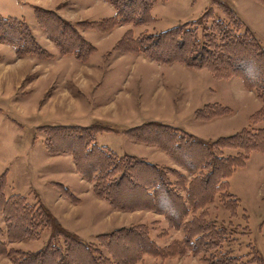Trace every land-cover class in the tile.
Here are the masks:
<instances>
[{
    "label": "trees",
    "instance_id": "1",
    "mask_svg": "<svg viewBox=\"0 0 264 264\" xmlns=\"http://www.w3.org/2000/svg\"><path fill=\"white\" fill-rule=\"evenodd\" d=\"M106 1L113 5L115 13L100 21L72 22L55 10L33 8L40 28L58 47L59 54L85 62L96 47L82 35L79 27L108 32L119 24L136 27L155 21L151 11L157 0ZM257 1L264 4V0ZM212 4H217L220 13L210 6L198 18L159 32L135 36L130 29L114 50L141 54L162 64L179 62L191 68H207L217 78H242L245 86L262 101L261 107L250 116L248 127L215 140L201 139L159 121L145 122L125 131L133 140L164 150L181 168L157 165L131 154L118 155L109 147L98 145L100 133L117 130L104 122L41 127L47 152L69 154L76 171L92 182L98 197L116 210L142 208L160 212L169 228L180 229L182 240L175 239L160 247L152 240L149 226L138 224L98 235L100 245L87 242L65 228L37 193L34 203L22 194L6 196L7 179L3 173L0 211L6 227L0 224V256L9 257L14 264H113L114 261L129 264L139 261L141 252L170 259L189 250L191 255L202 253L200 259L208 264L247 263L237 255H228V251L220 257L208 254L211 248H219L232 230L207 220L204 207L218 198L230 215L236 216L240 199L230 192L228 179L247 164L252 152L264 154V124L255 127L264 122V45L231 3L212 0ZM0 41L14 46L19 57L34 55L48 60L54 56L40 44L22 18L0 16ZM230 111L219 104H206L196 111L195 117L210 120ZM226 149L237 152L226 155ZM61 188L65 196L77 201L67 187ZM245 217L248 219L247 214ZM44 231H48V238L38 250L24 251L9 246L14 241L38 240ZM257 251L260 264H264L262 254Z\"/></svg>",
    "mask_w": 264,
    "mask_h": 264
},
{
    "label": "rangeland",
    "instance_id": "2",
    "mask_svg": "<svg viewBox=\"0 0 264 264\" xmlns=\"http://www.w3.org/2000/svg\"><path fill=\"white\" fill-rule=\"evenodd\" d=\"M37 1L39 2V0H0V16L25 19L35 30L39 42H47V39L52 41L45 35L46 32L40 29L36 21L34 6L30 2ZM223 1L228 2V0ZM209 4L215 8L214 12L220 13L217 10V4H212V0L211 2L210 0H157L153 9V14L158 17L156 23L128 27L135 36L142 32H159L180 24L179 20L186 21L199 17ZM208 19L211 20L210 17ZM116 35V33L113 34L114 37ZM109 37L107 36V39ZM111 53H106L104 57L97 60L104 67L101 68L98 74L99 80H97V82L102 81V84L95 92L98 94L99 100L113 98L111 103L108 102L110 106L116 104L117 101L123 102L125 99L122 94L125 93L123 89H126L127 93L131 90L135 96H142L144 104L147 105L150 101L154 104V106L149 104L153 106L152 110H149L144 116H157L162 121L188 130L195 128L196 132L207 140L232 135L241 131L243 127H248V113L261 106L262 101L259 98L256 100L243 98L248 94L255 97L254 91L241 93L240 101L232 99L235 94H240L236 85L225 79L214 78L206 69L194 70L177 63L159 64L150 61V59L145 61L141 56L133 55H128L133 58L129 63L128 61L122 62L118 58L110 61L114 55ZM57 56L48 60L40 59L34 55L19 57L15 53L14 46L0 41V176L3 173L6 175L8 193L29 191L25 196L31 203L36 200L34 190L42 193L46 186L51 191L61 193L63 192L61 186L60 190L51 182L74 184L76 181L72 179V174L76 169H72L71 161L60 165L54 160L55 158L57 161L66 159L67 153L50 154L46 151L41 127L48 124L62 125L70 122L71 119L65 118L67 115L65 111L69 109V111L79 112V106L87 103L84 101V97L86 91H89L91 87L84 86V83H87L86 80H90L91 75L97 71L93 69L94 67H91L90 70L88 66H82L84 72L76 70L71 65L74 61L72 58H62L59 57V54ZM105 61L111 62L110 67L105 66ZM59 79H65L61 86L58 82ZM239 81L241 82V80ZM223 100L230 102L236 111L232 119L226 120L228 118L224 116L219 117L213 124L195 119L196 108H201L208 103H221ZM90 110L92 113L96 112V109ZM232 120H235V123H231ZM263 124L264 122H260L255 127ZM200 129L202 130L199 131ZM105 137L109 136L104 135L99 138L100 145L105 143ZM122 144L124 145V142ZM236 152L233 149H226L225 154L230 155ZM169 167L181 168L176 164ZM229 181L230 192L241 201L240 208L237 209L236 216H232L218 198L204 207L208 212L207 220H214L219 225H224L226 229L232 230L229 231L227 239L220 242V247L211 248L208 254L213 253L220 257L222 253L228 251V255L230 253L237 255L236 257L247 261L246 264H260L257 255L259 254L258 247L264 255V237L262 238L258 228L264 220V154L258 151L252 152L246 167L237 169ZM72 189H76L75 185ZM88 190H91L90 186ZM132 213H138V211ZM132 213L129 216L130 221L141 218L133 216ZM246 214L248 219L245 217ZM139 220L142 222L141 219ZM148 224L152 227V236L162 239V244H168V241H171L167 224L164 227V223L161 225L155 221ZM89 226L87 232L110 230L108 227L97 228L93 224ZM178 230L179 235L174 239L182 240V233H180V229ZM251 230H253L254 239ZM48 234V231H44L38 241L27 242L29 248L35 249L41 246L48 238ZM92 242L100 245L98 239ZM162 244H159L160 247L165 246ZM9 246L12 247L11 243ZM14 248H18V246H14ZM136 248L137 246H135V251H137ZM34 249L33 251H35ZM103 252L107 255L104 247ZM186 252L170 259L144 257L141 252L140 260L129 264H208L200 259L202 253L193 254V258H189V250ZM2 259V262L9 264L8 258ZM113 264L123 263L114 261Z\"/></svg>",
    "mask_w": 264,
    "mask_h": 264
},
{
    "label": "crops",
    "instance_id": "3",
    "mask_svg": "<svg viewBox=\"0 0 264 264\" xmlns=\"http://www.w3.org/2000/svg\"><path fill=\"white\" fill-rule=\"evenodd\" d=\"M228 2L231 3L232 7L235 9L238 16H240V18L246 23V25L250 27V29L255 33V35L257 36L259 41L262 43V45H264V4L260 3L257 0H228ZM30 4L33 6H40L48 10H55L63 18L69 21H72V22L100 21L102 19L112 17L115 13V9L113 5L106 0H39V2L37 1L35 3L30 2ZM209 6L210 4L207 7ZM207 7H205V9ZM153 9H154V6L152 8L151 14L154 17L155 21L151 22L150 24L156 23V21L158 20V17L153 14ZM189 20H193V19H189ZM179 21L180 23L185 22L181 20ZM130 25L132 24H119V25H116L114 28H112L108 32H102L101 30L93 29V28L79 27V30L82 33V35L96 47L95 52L92 55H90L88 60L85 62L79 61L75 59L74 56H71V55L61 56L59 54L58 47L52 41L48 40L47 38H46L47 42L43 43L40 41V44L44 46L45 48H47V50L51 52L55 57H58L57 54H59V57H62V58L63 57L72 58L74 61H72L71 65H73L76 70L83 71L84 67L82 66H88L90 70H91V67H94L93 69L97 70L93 75H91L90 80H86L87 83H84V86L91 87L89 91H86V95L84 97V101H86L87 103H84V105L79 106V110H78L79 112H74L76 110L69 111V109L65 111V114H67L65 118L71 119L70 122L65 123L66 125L89 126L95 123L96 121L107 123L115 127L117 130L116 131H105V132L100 133L97 137L98 145H100L99 138L106 135L109 137H105V143L101 144V146L109 147L114 152H116L118 155L131 154V155L144 158L148 160L149 162H152L157 165L174 166L176 163L174 162L172 158L168 156V154L164 150L152 144H146V143L133 140L129 136V134L125 132L131 128L138 127L142 125L143 123L149 122V121H159V122H163V123H167L169 125L175 126L169 122H165L164 120L162 121L161 119H158L157 116H152V115L144 116V114L149 112V110H152V107L154 106V104L151 101L149 102V104H152L153 106L149 104L146 105L142 101L143 100L142 96L140 95L135 96V94L131 93V90H129V93H127V90L123 89L125 91V93H122L123 96L125 97L123 102L117 101L116 104L110 106L108 105V102L111 103L113 101V98H110V99L107 98V100L102 101V100H99L98 94L95 93L97 92V88L102 84V81L97 82V80H99L98 74L101 71V68L104 67L101 65L102 63L98 62L97 60L100 59V57L101 58L104 57V54L106 53L110 54L111 52H112L111 54H114L110 61L118 58L122 62L128 61L129 63L133 58L128 55H133L135 57L141 56L145 61H147L146 59L148 58H146L145 56L141 54H135L131 52H120L118 50H114V47L117 44V42L123 37L126 31L130 30L128 27ZM141 26H144V25H141ZM136 27H140V26H136ZM32 30L34 34L36 35L35 30L33 28ZM115 33L117 35L114 37L113 34ZM107 36H110V37L107 39ZM107 41H110V42H107ZM101 43L102 44L107 43V44L102 45ZM114 51L116 52L113 53ZM150 61H153V60H150ZM105 62H106L104 63L105 66L110 67L111 62L109 63L108 61H105ZM176 63L181 64L185 66L186 68H191L179 62L171 63V65L176 64ZM159 64H162V63H159ZM171 68H175V67H171ZM191 69L208 70L207 68H202V69L191 68ZM208 71L212 74L214 78H217L213 75V73L210 70ZM217 79H225V80H228V82H231V84L236 85V87L239 89V92H240L239 95L235 94V96L232 97V99L236 101H240L241 93L245 94L246 92L248 93L253 92V90H250L245 86L243 79L240 77L217 78ZM239 80H241V82ZM58 82H59V85L61 86L65 82V79H59ZM85 89L88 90V88H85ZM244 90H248V91H244ZM253 94L255 97H252L248 94L247 97L243 96V98L244 99L248 98L251 100H256V98L258 99V97L256 96V93L253 92ZM214 103L230 108L231 110L230 113L221 115V116H216L210 120H200V119H197L196 117L195 119L198 121L209 122L207 124H213L214 122H217L216 120H218L219 117H223V116L228 118L226 120L232 119L236 111L231 106L230 102H228L227 100H223L221 102L222 104L219 102H213V103H208V104H214ZM261 105H262V102H261ZM201 108L199 107L196 108L195 113L198 109H201ZM259 108L248 113L249 114V116L247 117L249 121L248 126L250 125V116L255 111H257ZM90 109H93V110L96 109V112L92 113ZM195 113H194V116H195ZM85 121H90V122H85ZM233 122L235 123V120L231 121V123ZM175 127H178V126H175ZM244 128L245 127H243L242 129ZM181 129H184L188 131L189 133H192L201 139L207 140L204 136H201L200 134H198L195 128H191V130L190 129L188 130L185 128H181ZM201 130L202 129H200L199 131ZM122 142H124V145L122 144ZM47 160H49L48 157H47ZM54 160L60 165H63L64 163L67 164L68 162L71 161V163L73 164L72 169L74 170L75 168L74 162L69 154H67V157L64 160L59 159V161H57V158H55ZM246 165L244 167H246ZM233 174L230 176L229 179L232 178ZM72 177H73L72 178L73 180H76L74 184L72 182H70L72 184H64L61 182H54V181L51 182V184H55L59 189H60V186L67 187L69 191L75 195V197L77 198V201H73L72 199L65 196L62 192L59 193V191L57 192L51 191V189H47L46 186H45V190H43L42 193L40 191L38 192V190L37 191L34 190V192L39 194L41 201L49 208V210L53 213V215L60 221V223L65 228H67L71 232L76 233L83 240L87 242H92L95 239H97L98 235L109 233L113 230L124 228V227L127 228L133 225L145 224V225H148L150 228V235H151L152 240H154L158 245L163 243L162 239H156L152 236V233H151L152 227L148 224L150 222L155 221L161 225L164 223L163 227L166 226L167 222L160 212H157L154 210H148V209L140 210L142 208L136 209L138 213H132V212H136L134 210H132V212L129 210H125V211L116 210L112 208L104 199L98 197L93 192L92 182H90L87 179H84L76 170H75V173L73 172ZM7 183H8V180H7ZM74 185L76 187L75 190L72 189ZM229 185H231L230 181H229ZM89 186L91 190H88ZM28 193L29 191L22 192V193H19V192L12 193V194L26 195ZM5 194L6 196L12 195L11 192L8 193L6 189H5ZM86 200H89L90 202L87 203ZM240 204H241V201H240ZM130 213H132L133 216L135 217H141V218L130 221L129 220V216H131ZM139 219H141L142 222ZM0 223L1 225H3V227L4 226L6 227L2 212H0ZM90 224L95 225L97 228L108 227V229L110 230H107V231L93 230L91 232H87L86 230L89 229ZM261 224L258 228L263 238L264 230L262 229H264V225L262 226ZM167 228H168L167 231L169 230L168 235L171 236V241L175 240L174 239L175 236L179 235V230L171 229L169 227ZM251 232H252V237L254 239L253 230H251ZM180 233L182 232L180 231ZM46 241H47V238L45 242ZM171 241H168V242L170 243ZM27 242H30V241L24 240V241H19V242H11V246L12 247L18 246V248L22 250L33 251L34 248H29V244ZM45 242L38 248H35L34 250L40 249L45 244ZM164 244L167 245V243H164ZM258 250L260 251L259 247H258ZM260 253L263 254V252L261 251ZM145 256L148 257L151 255L144 254V257ZM193 256L194 255L190 254L189 258H193ZM2 258H8L7 260L9 264H14L12 259L6 256H0V264H8V263L2 262L3 260Z\"/></svg>",
    "mask_w": 264,
    "mask_h": 264
}]
</instances>
